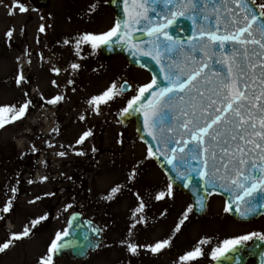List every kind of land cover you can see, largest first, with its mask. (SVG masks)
Here are the masks:
<instances>
[{
  "label": "rangeland",
  "instance_id": "rangeland-1",
  "mask_svg": "<svg viewBox=\"0 0 264 264\" xmlns=\"http://www.w3.org/2000/svg\"><path fill=\"white\" fill-rule=\"evenodd\" d=\"M41 1L19 0L29 9L21 13L16 0H0V106L18 107L31 101L24 118L0 128V209L8 201L12 204L9 213L0 211L4 217L0 219V243L30 226L28 236L0 253V264H39L41 257H47L56 233H64L73 208L100 223L104 243L83 263L62 259L53 264H182L179 258L206 238L209 243L202 246L205 255L191 264H211V248L222 241L264 233V217L249 223L232 220L216 196L209 199L204 216L190 212L176 231L189 200L173 189V195L167 196L169 183L148 157L133 124L123 125L118 119L127 101L149 81L148 74L122 59L104 65L97 49L83 41L77 44L84 33L100 34L114 26L104 0H49L46 5ZM92 4L95 10L90 8ZM42 24L44 32L39 31ZM9 30L11 37L6 36ZM73 63L80 67L72 69ZM54 68L60 69L59 74ZM21 74L26 82L17 85L16 77ZM122 82L131 86L125 94L119 92ZM113 84L119 92L113 100L98 107L88 103ZM57 95L64 98L54 104L49 119L53 128L38 137V112L48 108L46 101ZM8 115L5 113V119ZM81 116L85 118L81 120ZM86 131L91 135L78 144ZM60 152L66 155H58ZM117 186V193L109 197ZM13 187L16 193L11 191ZM159 192L166 193L164 199H156ZM141 202L145 207L136 217L145 219L136 223L133 212ZM40 216L47 218L31 227V221ZM126 239L137 245L170 239V245L155 253L154 262V253L147 248L130 254L121 243Z\"/></svg>",
  "mask_w": 264,
  "mask_h": 264
},
{
  "label": "snow or ice",
  "instance_id": "snow-or-ice-1",
  "mask_svg": "<svg viewBox=\"0 0 264 264\" xmlns=\"http://www.w3.org/2000/svg\"><path fill=\"white\" fill-rule=\"evenodd\" d=\"M123 2L125 5L132 6L125 9L126 19L117 20L107 32L84 33L77 38V44L83 41L90 44L93 49H97L103 45L110 46L113 42L119 43L122 39L126 41L129 35L127 29L134 24L139 25L142 21H147L148 33L156 35L155 50L159 52L163 49L165 52H170L171 46L160 39V32L166 25L151 27L152 19L156 16H164L167 18V24L172 25L177 16H185L186 13L191 12L199 16L202 21H207L206 25L201 23L199 27L200 35L207 36V41H200L193 47V52L201 51L203 57L207 59L202 57L197 60L193 57L191 67L188 65L180 67L173 59V64L168 66L166 87L152 92L151 90L157 87V77L154 76L150 83L137 89L138 94L132 96L127 101V106L122 109V113L128 115L142 111L144 127L149 129L148 135L152 136L158 145L155 151L151 146L148 148V157H155L159 152L171 166L172 171L176 172V179L184 181L185 188L190 187L194 179L197 180L198 184L192 185L194 194L203 191L210 195L212 190L222 189L228 194L225 212L232 211L235 205V211L244 219L257 214L264 215V88H261L257 94V90L251 87L257 80L264 85V11L256 12L253 7H250L253 5L255 8L264 10V2L258 3L257 0H123ZM161 5L163 7H159ZM15 6L21 13L29 11L19 0H16ZM209 6H211L210 13L206 11ZM90 8L95 10L96 5L92 4ZM39 31H45L43 24ZM12 34V30H9L6 36L11 37ZM163 36L165 41L171 39L167 32H164ZM114 37H116L115 41H113ZM68 43L69 41L65 39L64 44ZM220 49H223V55L217 56ZM149 54L144 53V55ZM153 58L156 59V56ZM208 60L212 63L209 64ZM70 67L78 69L80 65L73 63ZM53 71L59 74L60 69L54 68ZM21 82H26L22 74L16 77L17 85ZM52 83L56 86L55 81ZM69 83L71 84L72 81ZM120 87L123 89L125 86ZM114 89H116L115 84L101 95L91 97L88 103L97 107L102 103H108L119 95V92ZM146 93L149 94L147 98H145ZM27 95L25 93V96ZM185 95L188 96L187 100ZM63 98L62 95H57L46 103L54 105ZM177 98L185 103V107L180 108L175 105ZM41 99H44L43 96ZM142 100L143 102L140 103ZM30 105L31 101L25 100L18 107L16 105L0 106V128H3L6 123L24 118ZM177 111L186 117L178 124V127L183 129L180 139L167 134L174 131L173 121L176 119ZM5 113L9 114L7 119H5ZM84 118L80 117L81 120ZM157 131L160 133L159 136L155 134ZM89 135H91L90 132H84L77 143H82ZM58 155L64 156L66 153L60 152ZM192 161L196 164L193 165ZM43 179L46 180L47 177ZM32 182L29 181V183ZM118 188L119 186L113 187L109 197L117 193ZM167 188V196L170 198L173 195L171 182ZM11 191L16 193L17 189L13 187ZM47 195H54V193ZM165 196V192H159L156 199L161 200ZM205 201L206 196L199 195L196 205L202 209ZM11 207V201H8L0 211L9 213ZM144 207V203L141 202L134 210L133 216L136 218V223L144 221V217H136V213ZM192 211L193 205L190 204L183 213V219L177 223L176 231L180 229L181 224ZM3 218L0 216V219ZM46 218V216H40L32 220L31 227L37 226ZM135 227V223L131 225L129 237L132 236L131 229ZM93 231L98 232L102 229H93ZM29 233L28 225L22 232L12 233L8 240L0 243V253H4L14 241L21 240ZM67 234V230L63 234L56 233L55 239L48 248L47 257H41L39 264H53L54 254H58L68 246L58 243ZM253 238L264 241V233L251 232L233 239H226L211 248L210 258L213 261H220L222 257L228 259L226 254L232 253L236 258V264H239L238 246ZM121 243L126 244L128 252L132 255H137L139 248H147L155 254L167 248L170 245V239H163L149 245H137L128 239ZM208 243L207 239L200 240L197 246L182 255L179 260L182 264H191L205 255L202 246ZM95 246L97 245H93Z\"/></svg>",
  "mask_w": 264,
  "mask_h": 264
},
{
  "label": "water",
  "instance_id": "water-1",
  "mask_svg": "<svg viewBox=\"0 0 264 264\" xmlns=\"http://www.w3.org/2000/svg\"><path fill=\"white\" fill-rule=\"evenodd\" d=\"M107 6L113 11L115 15V20L126 19V8H131L132 6L125 5L123 0H107ZM159 7H163L162 5ZM256 12L258 10L253 6ZM211 12V6L206 10ZM149 15H152L149 13ZM207 24V21H202L199 16H196L194 13H186L185 16H177L172 25L167 24V18L164 16H156L151 21V27H158L160 25H166L160 32V39L162 42L167 43L171 46L170 52H165L163 49H160L159 52L155 50L154 41H156V35H150L148 33L146 25L147 21H142L139 25H132L127 32L129 35L125 40H120L119 43H111L109 45H103L99 47V52L103 58L104 62H108L115 57L124 58L127 63L133 67L143 68L153 77H157V87H154L151 91L156 92L159 88L166 87L168 85L167 75H168V66L173 64V59L180 65V67H189L193 64V57L195 59H201L203 53L201 51L193 52V47L198 45L200 41H207V36H201L199 32L200 24ZM142 29V30H140ZM167 32L171 37L170 40L165 41L163 33ZM222 34V33H218ZM116 40V37L113 38V41ZM150 53L149 55H144V53ZM223 55V49H220L217 53V56ZM156 56V59L153 58ZM207 59V57H203ZM159 61V62H158ZM208 63L211 64L212 61L208 60ZM175 67V65H173ZM121 89L122 92H125L128 89L127 85ZM253 89L259 90L264 88V85L260 84L259 80L256 83L251 85ZM149 94H145L147 98ZM188 99V96L185 95V100ZM140 101V103H142ZM175 105L177 107H185V103L179 101L177 98L175 100ZM131 112V109L129 110ZM176 119L173 121L172 133H167L168 135L174 136L176 139H180V134L183 132V129L178 127V124L181 120L186 119L178 111L175 113ZM123 124H128L133 122L135 125V130L139 139L149 148L150 146L155 151L158 146L156 141L152 139V136L148 135L149 129L144 127V117L142 111H138L135 114L128 115L124 114L120 118ZM157 136L160 133L157 131L155 133ZM186 138V137H185ZM155 163L159 168L165 173L169 182L172 183L173 187L177 190L185 193L189 196L191 203L193 205V212L195 215H202L205 212L207 199L211 194H221L225 198V201L228 199V194L223 192L222 189L216 188L211 191L210 195H207L203 191L195 193L193 191L192 185L198 184L197 180H193L190 183V187H184V181L176 179V172L172 171L171 166L167 164L164 160V157L157 152L155 157H152ZM193 165L196 164L195 161H192ZM193 176L195 174L193 173ZM199 195H205L206 201L204 207L201 209L196 205V200ZM230 215L239 221H252L256 219L259 215L250 216L247 219L242 218L236 211L235 205H233V210L229 211ZM93 229H99L91 221L85 220L78 213L72 214L67 223V235L63 237V240L58 241V243L67 244V247H64L58 254H54L53 258L58 259L62 257H67L70 260L82 261L84 260L90 252H93L97 249L99 244L102 242V232L93 231ZM93 245H97L93 247ZM239 264H264V241L254 239L248 245H239ZM229 258H221L220 261H214L213 264H236V258L232 253L226 254Z\"/></svg>",
  "mask_w": 264,
  "mask_h": 264
},
{
  "label": "bare ground",
  "instance_id": "bare-ground-1",
  "mask_svg": "<svg viewBox=\"0 0 264 264\" xmlns=\"http://www.w3.org/2000/svg\"><path fill=\"white\" fill-rule=\"evenodd\" d=\"M54 111V105L48 106V108L41 110L38 112L37 118L39 119L37 122H41V135H38V137H44L43 135H47V133L53 128L52 125L50 124V116L53 114ZM35 122V124H38ZM25 146V145H24Z\"/></svg>",
  "mask_w": 264,
  "mask_h": 264
},
{
  "label": "flooded vegetation",
  "instance_id": "flooded-vegetation-1",
  "mask_svg": "<svg viewBox=\"0 0 264 264\" xmlns=\"http://www.w3.org/2000/svg\"><path fill=\"white\" fill-rule=\"evenodd\" d=\"M182 226H184V225H182ZM171 237H173V236H171Z\"/></svg>",
  "mask_w": 264,
  "mask_h": 264
}]
</instances>
